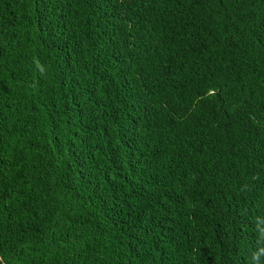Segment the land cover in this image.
<instances>
[{"label":"trees","instance_id":"trees-1","mask_svg":"<svg viewBox=\"0 0 264 264\" xmlns=\"http://www.w3.org/2000/svg\"><path fill=\"white\" fill-rule=\"evenodd\" d=\"M0 264H264V0H0Z\"/></svg>","mask_w":264,"mask_h":264}]
</instances>
